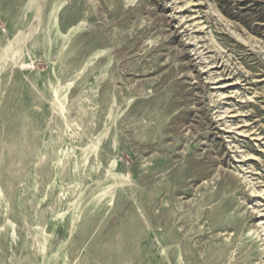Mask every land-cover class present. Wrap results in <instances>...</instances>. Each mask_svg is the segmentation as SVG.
I'll use <instances>...</instances> for the list:
<instances>
[{
    "label": "rangeland",
    "instance_id": "rangeland-1",
    "mask_svg": "<svg viewBox=\"0 0 264 264\" xmlns=\"http://www.w3.org/2000/svg\"><path fill=\"white\" fill-rule=\"evenodd\" d=\"M0 264H264V0H0Z\"/></svg>",
    "mask_w": 264,
    "mask_h": 264
}]
</instances>
